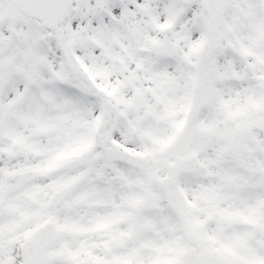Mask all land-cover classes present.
Masks as SVG:
<instances>
[{"label":"snow or ice","instance_id":"obj_1","mask_svg":"<svg viewBox=\"0 0 264 264\" xmlns=\"http://www.w3.org/2000/svg\"><path fill=\"white\" fill-rule=\"evenodd\" d=\"M0 264H264V0H0Z\"/></svg>","mask_w":264,"mask_h":264}]
</instances>
